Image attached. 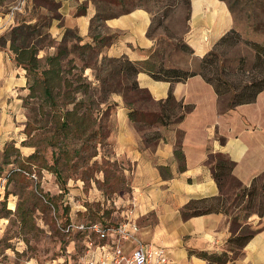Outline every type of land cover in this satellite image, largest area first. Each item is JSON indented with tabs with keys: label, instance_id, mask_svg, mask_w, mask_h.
I'll use <instances>...</instances> for the list:
<instances>
[{
	"label": "crops",
	"instance_id": "1",
	"mask_svg": "<svg viewBox=\"0 0 264 264\" xmlns=\"http://www.w3.org/2000/svg\"><path fill=\"white\" fill-rule=\"evenodd\" d=\"M51 1L52 5L45 0H0V34L16 25L45 21L46 31L55 43L40 49L39 58L55 52L66 29L76 32L81 43H93L91 19L96 13L95 4L91 0ZM150 23V14L140 7L103 20L95 34L115 38L101 49L99 59L123 55L131 61L146 59L154 49V40L148 35ZM231 28L233 18L222 0H189L188 29L183 39L192 54L182 66L195 68ZM85 74L93 79L91 69H86ZM136 80L156 102L165 100L171 92L177 101L192 107L174 125L146 129L160 134L155 143L147 144L145 130L139 131L129 119L122 97H111L118 106L108 139L114 158L123 162L124 172L129 175V208L141 238L166 247L170 264H207L189 251L221 253L227 249L232 234H239L244 225H252L255 232L240 257L226 264H264V209L261 216L257 209H252L245 219L238 218L236 228L232 224L233 213L238 209L235 205L233 212L186 218L181 214L190 200L223 195L213 176V158L217 153L232 162L231 174L241 185L249 188L253 184L264 202V89L253 102L230 108L227 100L218 97L212 85L199 75L169 83L139 72ZM26 82L25 70L14 64L7 45L0 50V136L11 137L6 133L12 130V117L17 114L14 108L19 93L27 91ZM179 131L184 169H179L180 162L174 155Z\"/></svg>",
	"mask_w": 264,
	"mask_h": 264
},
{
	"label": "rangeland",
	"instance_id": "2",
	"mask_svg": "<svg viewBox=\"0 0 264 264\" xmlns=\"http://www.w3.org/2000/svg\"><path fill=\"white\" fill-rule=\"evenodd\" d=\"M222 1L234 9V13H230L241 41L232 47L219 48L218 51L231 72L237 69L239 59L243 58L246 69L244 77L247 78L252 74L250 69L254 60L250 43L264 45V0H260L263 5L257 8L263 24L260 28H256V21L248 17L251 13L248 0ZM97 5L101 10L107 7L105 15L136 7L147 10L151 16L148 35L154 40L160 61L165 66H182L189 62L190 54L180 49L188 29L189 0H123L118 4L101 0ZM101 23L94 20L96 26ZM76 62L79 63L78 60ZM39 63L42 68L44 59H40ZM100 64L95 66L99 68ZM77 73L78 70L73 69L70 75H65L72 79ZM94 73L96 71L91 70L92 77ZM32 79V74L27 75V91L18 95L19 101L14 108L17 114L12 117L14 124H11L12 130L6 133L12 138L0 136V264H75L82 250L83 236L66 233L64 226L71 220L119 222L130 207L129 175L122 170L124 165L119 160H116V166H107L110 171L105 174L101 171L106 167L101 162L103 156L115 159L109 141L107 145L97 146L98 155L92 160L84 161L77 155H70L67 164H60L66 181L65 187L60 188L56 176L49 169L55 161L53 152L57 151L49 143L54 123L51 114L44 115L48 109L44 106L42 110L39 92L32 98L28 96ZM230 79L236 81L238 78L231 76ZM91 91L97 98V88L93 86ZM224 99L227 100V97ZM136 107L143 110L156 108L145 99L136 103ZM115 110L112 106L107 117L106 127L109 129L114 128ZM25 127L27 134L24 133ZM64 141L67 148L80 144L69 139ZM60 142L58 140L57 145ZM30 154H34V157L28 161L27 156ZM88 154L89 151L81 155ZM93 160L98 163L93 164ZM222 193L223 202L220 205L223 209L233 212V205L238 208L233 213L236 228L237 219H245L248 212L243 202L236 204L238 189L228 178L222 181ZM250 230H253L252 225H244L239 234ZM230 256L234 257V253H230Z\"/></svg>",
	"mask_w": 264,
	"mask_h": 264
},
{
	"label": "trees",
	"instance_id": "3",
	"mask_svg": "<svg viewBox=\"0 0 264 264\" xmlns=\"http://www.w3.org/2000/svg\"><path fill=\"white\" fill-rule=\"evenodd\" d=\"M45 1L51 5L53 4L51 0ZM91 1L96 6V13L91 19L93 43H81V37L76 32L66 29L62 39L55 45V52L47 54L44 58H39L37 54L40 49L52 46L55 43L46 31L45 21L16 25L11 27L8 32L0 34V50H4L8 45L9 50L13 53L14 64L25 70L26 78L27 75H33L32 82L28 87L30 91L28 96L32 98L38 91L43 103L42 110L44 106L48 109L47 112H44V115L50 116L51 114L54 127L49 143L54 145L57 151L53 152L55 161L49 169L56 176L60 188H64L66 185L60 164H67L70 155H77L84 161L92 160L98 155L97 146L101 147L109 144L108 138L113 127L107 128L106 121L112 106L115 108L118 106L117 102L111 98L113 95L122 97L128 109V117L139 131L154 126L167 127L174 125L180 122L186 113L191 110V105L177 101L171 92L165 100L154 101L148 90L139 86L136 80V75L139 72H146L155 80L169 83L185 81L188 77L199 75L212 85L218 97H227V106L230 108L253 102L258 93L264 89L263 44L250 43V47L254 51V60L250 69L252 74L247 78L244 77L246 69L244 68L243 58L239 59L237 69L231 72L224 63L225 58H222L221 53L218 51L219 48L232 47L241 41L240 35L234 28H231L219 38L213 48L200 59L195 68L177 65L165 66L160 61L156 48L151 50L148 57L143 60L131 61L125 55L118 58L103 56L99 59L101 49L108 45L115 38V35L102 37L96 35L97 26L94 24V20L103 21L129 10L118 14L105 15L104 11L107 10V7L101 10L100 6L97 5L101 0ZM106 2L118 4L122 3L123 0H106ZM247 5L251 8L248 17H252L256 21V28H260L263 24L259 19L257 8L263 5L262 2L260 0H248ZM228 10L234 13V9L230 5ZM180 49L190 55L192 54V50L184 40L180 45ZM40 59H44L45 63L42 68L39 63ZM77 60L79 63L76 62ZM98 63H101L99 68L95 66ZM65 67H68V69H65ZM88 68L96 71L92 80H89L85 74V70ZM73 69L78 70L79 73L70 79L65 74L70 75ZM100 71H102V74ZM231 76L238 79L233 81L230 79ZM93 86L97 88V98L94 96L95 93L91 91ZM77 94L80 96H76ZM142 99L151 102L156 108L153 110L139 109V107H136V103ZM26 127L24 133L27 134ZM150 133H144L147 144L155 143L160 138L157 131ZM180 137L181 132L179 131L174 155L180 162L179 169H184V156L179 143ZM66 139L79 141L80 144L74 148H67L64 141ZM58 140H61V142L57 145ZM87 151H89L87 156L81 155ZM33 157L34 154L27 156L28 161L32 160ZM213 161V176L220 191H222V181L228 178L231 183L239 188V192L235 194L236 204L243 202L245 199L244 209L248 214L252 209H257L258 215L261 216L264 202L256 187L253 184L249 188L242 186L240 181L231 174L233 164L224 155L215 154ZM101 162L106 165L105 170L101 169L104 174L110 171L107 166L117 165L116 159L110 160L106 156L101 158ZM92 163L97 164L98 162L93 160ZM124 169L123 166L122 170L124 171ZM222 202L221 195L214 198L190 200L181 210V214L186 218L218 211L227 213L228 211L220 205ZM235 219L232 220L233 225H235ZM254 232L253 229L245 234H232L227 240V247L228 245L232 247L221 253L194 250H190L189 253L203 258L207 264L233 263L240 257L242 248ZM230 253H234V257H231Z\"/></svg>",
	"mask_w": 264,
	"mask_h": 264
},
{
	"label": "built area",
	"instance_id": "4",
	"mask_svg": "<svg viewBox=\"0 0 264 264\" xmlns=\"http://www.w3.org/2000/svg\"><path fill=\"white\" fill-rule=\"evenodd\" d=\"M64 231L83 236L75 264H170L166 247L141 238L132 208L119 222L71 220Z\"/></svg>",
	"mask_w": 264,
	"mask_h": 264
}]
</instances>
